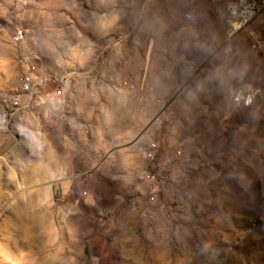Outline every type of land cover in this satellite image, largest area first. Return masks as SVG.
Returning <instances> with one entry per match:
<instances>
[{"label":"rangeland","instance_id":"obj_1","mask_svg":"<svg viewBox=\"0 0 264 264\" xmlns=\"http://www.w3.org/2000/svg\"><path fill=\"white\" fill-rule=\"evenodd\" d=\"M229 1L0 0V96L49 80L0 107V264H264V13Z\"/></svg>","mask_w":264,"mask_h":264},{"label":"built area","instance_id":"obj_2","mask_svg":"<svg viewBox=\"0 0 264 264\" xmlns=\"http://www.w3.org/2000/svg\"><path fill=\"white\" fill-rule=\"evenodd\" d=\"M227 9L232 15L233 22L240 25V28L246 25L255 16L264 13V0H231L227 4ZM230 24L228 31H233V24ZM18 85L16 89L9 93L0 96V107L6 112H15L25 107L32 106L40 94L45 91L49 82L44 75L36 73L30 65H27L18 73ZM63 88L59 87L55 90V95L61 96ZM244 97L237 95L236 100H243ZM251 101L250 97L247 98ZM158 146L156 142H151L145 151V156L149 160H153ZM181 151L178 150L177 154ZM157 173L150 171L147 176L156 178ZM154 199V195L151 196Z\"/></svg>","mask_w":264,"mask_h":264},{"label":"bare ground","instance_id":"obj_3","mask_svg":"<svg viewBox=\"0 0 264 264\" xmlns=\"http://www.w3.org/2000/svg\"><path fill=\"white\" fill-rule=\"evenodd\" d=\"M233 28L234 29H239L240 28V25H238L236 22H233Z\"/></svg>","mask_w":264,"mask_h":264},{"label":"crops","instance_id":"obj_4","mask_svg":"<svg viewBox=\"0 0 264 264\" xmlns=\"http://www.w3.org/2000/svg\"><path fill=\"white\" fill-rule=\"evenodd\" d=\"M216 1L226 2L227 0H216Z\"/></svg>","mask_w":264,"mask_h":264}]
</instances>
